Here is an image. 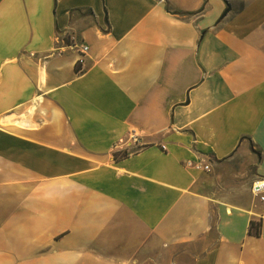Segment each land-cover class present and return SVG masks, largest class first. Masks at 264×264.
Listing matches in <instances>:
<instances>
[{
  "label": "crops",
  "instance_id": "1",
  "mask_svg": "<svg viewBox=\"0 0 264 264\" xmlns=\"http://www.w3.org/2000/svg\"><path fill=\"white\" fill-rule=\"evenodd\" d=\"M258 178L264 0H0V264H264Z\"/></svg>",
  "mask_w": 264,
  "mask_h": 264
},
{
  "label": "built area",
  "instance_id": "2",
  "mask_svg": "<svg viewBox=\"0 0 264 264\" xmlns=\"http://www.w3.org/2000/svg\"><path fill=\"white\" fill-rule=\"evenodd\" d=\"M60 42L63 40L64 45L78 48L79 50V60L78 63L82 64L84 57L89 51V46L85 43L78 42L75 34L68 30L64 32L63 36L58 37ZM132 140L135 145H138L139 139L137 136L133 135ZM188 166L195 167L204 171H211V166L208 163L203 162H187ZM252 192L256 198H258L262 203H264V178H258L252 183Z\"/></svg>",
  "mask_w": 264,
  "mask_h": 264
},
{
  "label": "trees",
  "instance_id": "3",
  "mask_svg": "<svg viewBox=\"0 0 264 264\" xmlns=\"http://www.w3.org/2000/svg\"><path fill=\"white\" fill-rule=\"evenodd\" d=\"M168 10L172 13H177V14H181V13H184V12H180V11H177L175 9H173L170 5H168ZM88 13H91V10H87ZM189 14H193V13H189ZM80 66L81 64L78 63V68H77V71L80 70ZM119 155H121L120 157H126L127 156V153L126 151L125 152H122L121 154H116V158L118 159ZM250 234L252 235H255V236H259L260 233H261V224L260 222H254L252 221L251 224H250V230H249Z\"/></svg>",
  "mask_w": 264,
  "mask_h": 264
},
{
  "label": "water",
  "instance_id": "4",
  "mask_svg": "<svg viewBox=\"0 0 264 264\" xmlns=\"http://www.w3.org/2000/svg\"><path fill=\"white\" fill-rule=\"evenodd\" d=\"M229 10H230V7H228V9L225 11L224 16L228 13Z\"/></svg>",
  "mask_w": 264,
  "mask_h": 264
}]
</instances>
